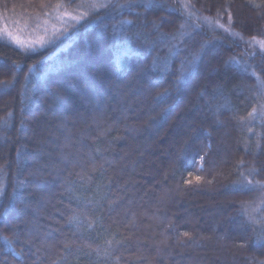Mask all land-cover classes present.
Returning <instances> with one entry per match:
<instances>
[{"label":"trees","instance_id":"16d2710c","mask_svg":"<svg viewBox=\"0 0 264 264\" xmlns=\"http://www.w3.org/2000/svg\"><path fill=\"white\" fill-rule=\"evenodd\" d=\"M85 1L0 0V264H264V0Z\"/></svg>","mask_w":264,"mask_h":264},{"label":"rangeland","instance_id":"374dc122","mask_svg":"<svg viewBox=\"0 0 264 264\" xmlns=\"http://www.w3.org/2000/svg\"><path fill=\"white\" fill-rule=\"evenodd\" d=\"M109 1H111V0H86L85 3L81 2L80 5H78V6H80L79 11L83 13V14H81V16L86 15L93 10L99 9L101 6L105 5ZM182 1L184 3V8L187 9L186 0H182ZM81 16H77L76 14L71 13V12L58 13L54 17V19H55L54 21H49L48 24L44 25V27L41 28L40 32L34 34L35 37H30L29 35H24V34H21L17 31H10V30H7L6 34H8L14 40L16 45H19L22 48H26V49L43 48L44 46H46L50 42V40L53 37H55L57 35L58 31H60V30L62 31L64 29V27H66L68 25H75L81 19ZM190 19H191L190 22L194 23L195 29H198V27H199L197 25V23L198 24L203 23L206 25V27H208L211 30L210 31L211 33H214L215 29H219L220 31H222L225 34H227V32H228V29H225L222 26L220 27L219 25L209 21L208 19L201 18V17L200 18L193 17V15H191V14H190ZM245 42H246L247 51H249V52H255L256 50L264 51V42L262 40L254 39V40L244 41V43ZM95 70L96 69H94V71H92V72L95 73ZM98 74H97V76H102L103 72L99 69ZM84 106L86 107L85 103H84ZM88 110L89 109H86L87 113H88ZM83 111L84 110H82V112ZM78 113H80V112H78ZM79 120H80V117H79ZM82 123H84V120L82 121ZM40 128H42V126H40ZM262 208H264V203H260L259 210ZM259 244H264V240L259 242Z\"/></svg>","mask_w":264,"mask_h":264},{"label":"snow or ice","instance_id":"6c2138e0","mask_svg":"<svg viewBox=\"0 0 264 264\" xmlns=\"http://www.w3.org/2000/svg\"><path fill=\"white\" fill-rule=\"evenodd\" d=\"M185 235H187V234H185Z\"/></svg>","mask_w":264,"mask_h":264}]
</instances>
